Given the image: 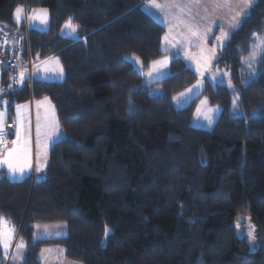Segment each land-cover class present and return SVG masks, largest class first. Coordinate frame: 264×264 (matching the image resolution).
Here are the masks:
<instances>
[{
    "label": "trees",
    "instance_id": "trees-1",
    "mask_svg": "<svg viewBox=\"0 0 264 264\" xmlns=\"http://www.w3.org/2000/svg\"><path fill=\"white\" fill-rule=\"evenodd\" d=\"M143 1L0 0V33L10 38L26 29L13 21L17 7L48 10L45 30L27 27L31 56L55 55L64 70L61 80L32 78L31 88L4 83L15 102L48 97L63 135L40 178L0 171V216L24 243L19 261L0 245V264H41L50 245L79 264H264V55L251 67L243 61L264 39V0L218 49L214 66L229 70L241 115L225 85L207 83L201 95L221 106L211 128L191 124L198 96L172 105L197 78L180 57L149 83L126 57L145 71L166 54L165 28ZM70 18L75 38L59 32ZM37 223L65 232L33 238Z\"/></svg>",
    "mask_w": 264,
    "mask_h": 264
},
{
    "label": "rangeland",
    "instance_id": "rangeland-1",
    "mask_svg": "<svg viewBox=\"0 0 264 264\" xmlns=\"http://www.w3.org/2000/svg\"><path fill=\"white\" fill-rule=\"evenodd\" d=\"M145 1V0H144ZM143 1V2H144ZM142 2V3H143ZM254 2V0H253ZM205 1H198V13L196 15H183L180 18H177L173 21V19H166L165 17L161 16L158 9L152 11L151 7H144L147 11L148 9L154 18H156L164 27L167 28L168 33L176 36H180L184 40H171L170 44H174L179 42V44L174 45L171 49L166 52L165 55L159 57L155 61L166 60V63L162 66V75H156L155 70L152 67V62L149 65L147 70L141 69V63L139 59L131 54L126 55V57L131 61L133 66L140 72L143 78V82L149 83L155 79H159L164 77L169 73V60L174 57H180L186 64L189 66L195 73H196V80L189 86H187L184 90L175 94L172 98V105L174 108H181L192 101L195 97H199L197 99L195 109L191 118V124L197 127L203 128H211L216 121L220 111L221 106L218 103H210L208 98L205 95H201L204 87L206 84L214 85L216 83L225 85L231 91V112L234 116H240L241 112L238 110H234L233 100L237 97V93L234 90L232 83L229 79V70L226 67H218L214 66V60L217 57L218 49H220L226 41L227 37L223 36V33H230L235 28H230L232 24L239 20L241 22L242 17L237 16V13L240 12L242 8L245 7L243 0H229V2H225V0H216L214 1V5H212L211 10L209 11L210 14L205 13L204 18L201 23H199L200 18L202 16L200 10L203 9ZM217 3V4H216ZM21 8L22 11L20 13L21 19L18 21L16 16V9ZM13 12V21L15 24L20 26L22 23L26 24L29 28H37L40 30H45L48 26L47 24H41L39 21L32 22L29 20V17L33 15H39V10L45 9L42 7L32 8L29 11H26L24 7L19 6ZM48 16V12H47ZM49 18V17H48ZM199 23L195 27L189 28V24ZM66 24V23H65ZM65 24L62 25L60 28V34L75 38L77 36V32L73 33L69 29L65 27ZM240 24V23H239ZM15 28V30L19 29V27ZM178 28H181L179 30ZM211 29V31H207ZM14 30V31H15ZM198 32V36H193L192 32ZM165 35V34H164ZM163 35V36H164ZM217 37H221L218 41ZM256 42L252 45L251 51L249 55L243 60L244 63L249 67L254 64L255 60L257 59L258 55L260 54V50L255 46L259 43V41L263 38L260 36L257 37ZM165 39V38H164ZM163 39V40H164ZM167 43V42H166ZM166 43L162 42V48H166ZM183 45L182 47L179 45ZM49 56H52L49 57ZM51 58V59H48ZM33 60L35 61L34 67L32 69L34 73V77L37 75L35 73L36 70L40 69L39 76L36 77H44L42 79L46 80H61L58 76V72L60 67H62L61 62L58 57L55 55H48L44 58H36ZM50 60H54L55 64H50ZM50 69L47 70V67ZM161 67V66H157ZM152 71L154 74L149 77L147 74ZM231 85V87H229ZM191 89V91H189ZM150 92L155 94L159 92L158 87H152ZM181 93H184V96H181ZM174 97L178 99H174ZM44 100L49 102L50 109H48V113H45L47 118H43L45 121H48L51 126L58 124L55 114V108L53 103L49 100L48 97H42ZM41 98V99H42ZM47 98V99H45ZM210 110H216L214 112H210ZM212 115L213 116V123L208 124L205 116ZM48 116H50L48 118ZM52 120V122H51ZM17 122V123H16ZM15 129H14V138L17 140V126L20 125V135L21 141L25 130H28L29 127L31 129V125H28L23 120L22 116L20 118L15 119ZM48 124V123H47ZM3 126L5 128V135L3 136V144L6 142V131L11 129L10 123L7 120L3 121ZM60 128V127H59ZM57 140V139H56ZM55 140V141H56ZM10 179H13L9 176ZM41 175L37 172L36 178H40ZM19 179V178H17ZM38 226V227H37ZM65 232L64 225L62 223H37L35 224V228L33 231V238H45L50 236H57L63 235ZM18 245H22L18 247ZM3 251L5 252L6 256L12 257V260L19 261L23 256L24 251V243L22 240H16V236L14 235L9 242V246L7 250L4 249L3 245H1ZM41 264H79L75 261L69 260L64 257L63 255V248L61 245H50L43 247L38 255Z\"/></svg>",
    "mask_w": 264,
    "mask_h": 264
},
{
    "label": "crops",
    "instance_id": "crops-1",
    "mask_svg": "<svg viewBox=\"0 0 264 264\" xmlns=\"http://www.w3.org/2000/svg\"><path fill=\"white\" fill-rule=\"evenodd\" d=\"M198 1H200V2L205 1L204 5H203L204 8L200 10V12L202 11L201 12L202 16L200 18L199 23H201L203 18H204V14L205 13L210 14L209 11L211 10V8L215 7V6L212 7V5L215 4L214 1H216V0H172L171 3L169 2V0H158V3H160L163 6L162 9H158V10H159L161 16L165 17L166 19L171 18L174 21L183 15H187V16L196 15L198 13V11L196 12V10L198 9L197 8L198 7V5H197ZM146 6L150 7L149 0H145L141 4V7L143 9ZM149 10H151V9H148L147 11L146 10L145 11L147 13H149L150 15L152 14L151 12L155 11L154 8H152L151 12ZM154 19H156V18H154ZM199 23H197V21H196L195 24H189L188 29L195 27ZM164 28H165V32H164L165 35L163 34L164 36H162V39H161V48H162V42L163 41H164V43L167 42L166 48L165 49L162 48V50L164 52H167L169 49L174 47V45L179 44V42H176L174 44H170L171 40H176V39L177 40H184V39L181 38L180 36H176V35H172V34L168 33L167 28L166 27H164ZM178 29L181 30V28H178ZM165 37H167V40L164 39ZM168 52H170V51H168ZM49 57L52 58V56H49ZM55 57H57V56H55ZM51 58H48V59H51ZM34 64H35V61H34ZM50 64L54 65L55 61L50 60ZM50 64H49V67H47V70L50 69ZM33 67H34V65H33ZM39 72H40V69L35 71V73L37 74L36 76H39ZM31 75H32V78H34V79L46 80V79H42L44 77H36V76L34 77L33 71L31 72ZM41 98H33L30 95V97L26 100H22L19 102L13 101V104L6 106L5 108H0V112L5 113L4 120H7V122L10 123V125H11V129L6 131V139L7 140L4 144H2L3 145V151L0 155V157H7L8 151L10 149L16 147V145L13 144V141L16 140L14 138V129H15L14 122H15V119L16 118L18 119L22 116V118L25 121V123L27 124V126L31 125V129L29 127L28 130H25V133L23 134L22 141H21V143H24L25 138L28 141V147L30 149L29 161L31 164L30 169H28L26 171V173L23 177L31 174L32 172H33L34 176L37 174V172L39 173V175L41 174V172L44 169L46 162H47L48 150H49L51 144L55 141L54 140L52 142H49L47 140V135L51 133L52 126L49 124L48 121H45L43 118H47L45 113H48V109H50L49 108L50 104H49V102H47L46 100H44L43 98L41 99ZM17 105L25 106V107L19 109V113H20L19 117H18V109L16 107ZM38 116H39V124H40L39 145L37 144ZM49 117L50 116H48V118ZM51 122H52V120H51ZM37 168H39L40 170L37 171ZM0 171H4L6 176L10 179L6 165L0 164ZM17 178L22 179L20 177H17ZM17 178L15 180H18Z\"/></svg>",
    "mask_w": 264,
    "mask_h": 264
},
{
    "label": "snow or ice",
    "instance_id": "snow-or-ice-1",
    "mask_svg": "<svg viewBox=\"0 0 264 264\" xmlns=\"http://www.w3.org/2000/svg\"><path fill=\"white\" fill-rule=\"evenodd\" d=\"M169 2L171 3L172 0H169ZM225 2H229V0H225ZM243 3L245 5L244 8H242L240 10V12L237 13V16L239 17H245L248 15V10L251 7L253 0H243ZM149 5L150 7L154 8V9H162V5L160 3H158V0H149ZM22 9L21 8H17L16 9V18L19 21L21 19L20 13H21ZM40 14L39 15H33L31 17H29V20L32 22L35 21H39V23L41 24H47L48 23V16H47V9H41L39 10ZM240 21L236 20V22L234 24H232L230 26V28H236L239 25ZM65 27L67 29H69L71 32L76 33L78 30L77 25H73L71 23V18L66 22ZM207 31H211V29H208ZM193 36H198L199 33L198 32H192ZM229 35V33H223L224 37H227ZM253 35H256L255 33H253ZM165 39L167 40V37H165ZM221 39V37H217V40L219 41ZM7 41H5L6 43ZM179 46H183L182 44ZM256 48H258L260 50L261 55H264V39H261L259 41V43L255 46ZM166 63V60H160V61H153L152 62V67L155 70V74L156 75H162V66ZM161 66V67H157V66ZM249 67H251V64H249ZM63 68L60 67L59 72H58V76L60 78H63ZM154 73L152 71H150L147 75L149 77H151ZM25 79V73L21 72L20 73V81L21 83L23 82V80ZM11 87V86H9ZM229 87H231V85H229ZM3 89H0V92H2ZM191 91V89L189 90ZM184 93H181V96H184ZM47 99V98H45ZM174 99H178L176 97H174ZM238 101H239V95H237V97L233 100V106H234V110H238ZM5 105H7L9 102L8 101H4L3 102ZM18 109V117L20 116L19 113V109L23 108L25 106L23 105H17L16 106ZM216 110H210V112H214ZM4 116L5 113L4 112H0V145L3 144V136L5 135V128L3 126V121H4ZM205 119L207 120L208 124H212L213 123V116L212 115H208L205 116ZM17 140L13 141V144L16 145V147L10 149L8 151V155L7 157H0V164L2 165H6L7 166V171H8V175L11 176L13 179H16L17 177L22 178L26 171L28 169H30L31 164L29 161V153H30V149L28 147V141L25 138L24 143H21V135H20V125L17 126ZM63 135L62 130L59 128L58 124H55L52 126V131L50 134L47 135V140L49 142H52L56 139H59L61 136ZM39 137H40V124H39V116H38V123H37V144L39 145ZM40 169L37 168V171H39ZM38 227V226H37ZM237 229H240V225L237 224L236 225ZM111 229L107 226H105V238H107V236H109L111 234ZM15 234V228L14 226H12L10 224V222L0 216V245H3L4 249L7 250L8 246H9V242L12 239V237ZM247 237L249 238V242H250V247H256L255 244L252 243V241H254L256 239V237L253 235L252 231H249L247 233ZM22 245H18V247H21Z\"/></svg>",
    "mask_w": 264,
    "mask_h": 264
},
{
    "label": "built area",
    "instance_id": "built-area-1",
    "mask_svg": "<svg viewBox=\"0 0 264 264\" xmlns=\"http://www.w3.org/2000/svg\"><path fill=\"white\" fill-rule=\"evenodd\" d=\"M24 35L17 34L15 37H9L5 32L0 33V108H5L13 104V100L8 97L7 87L4 83L15 88H21L27 84L31 88L32 68L34 60L31 56L30 44L28 42L27 26ZM10 39V40H9ZM5 41H7L5 43ZM25 53V54H24ZM25 73V79L21 83L20 73ZM6 81H5V80ZM8 101L5 105L3 102ZM3 151V145H0V155Z\"/></svg>",
    "mask_w": 264,
    "mask_h": 264
}]
</instances>
